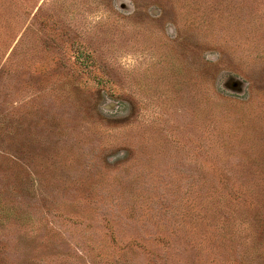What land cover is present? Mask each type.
I'll list each match as a JSON object with an SVG mask.
<instances>
[{
	"label": "rangeland",
	"instance_id": "374dc122",
	"mask_svg": "<svg viewBox=\"0 0 264 264\" xmlns=\"http://www.w3.org/2000/svg\"><path fill=\"white\" fill-rule=\"evenodd\" d=\"M0 264H264V0H0Z\"/></svg>",
	"mask_w": 264,
	"mask_h": 264
}]
</instances>
